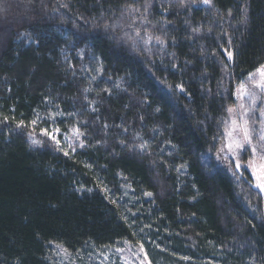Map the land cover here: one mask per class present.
I'll use <instances>...</instances> for the list:
<instances>
[{"label":"trees","instance_id":"trees-1","mask_svg":"<svg viewBox=\"0 0 264 264\" xmlns=\"http://www.w3.org/2000/svg\"><path fill=\"white\" fill-rule=\"evenodd\" d=\"M195 2L0 0V264H264V200L203 162L264 65V0Z\"/></svg>","mask_w":264,"mask_h":264},{"label":"rangeland","instance_id":"rangeland-1","mask_svg":"<svg viewBox=\"0 0 264 264\" xmlns=\"http://www.w3.org/2000/svg\"><path fill=\"white\" fill-rule=\"evenodd\" d=\"M195 6L209 7L199 0ZM229 62L232 56L224 50ZM264 65L242 79L233 87V105L228 108L224 120L223 141L215 155H207L203 162L225 171L239 185L247 181L264 200V191L257 185V175H264ZM60 146L68 147L75 142V131L69 136L60 134L55 129L49 133ZM237 144L241 145L237 147ZM239 165V166H237ZM255 173V174H254ZM53 260L56 264H77L64 250L57 245L51 246ZM105 255L93 264H149L142 249L136 246L122 245L105 251Z\"/></svg>","mask_w":264,"mask_h":264},{"label":"snow or ice","instance_id":"snow-or-ice-1","mask_svg":"<svg viewBox=\"0 0 264 264\" xmlns=\"http://www.w3.org/2000/svg\"><path fill=\"white\" fill-rule=\"evenodd\" d=\"M205 3L208 2V0H204ZM229 56H231V53H229ZM262 75H264V73H262ZM45 135H48V133H45ZM36 143H38V141H35ZM241 145L237 144V147H240ZM239 166V165H237ZM262 171H264V166H262ZM255 174V173H254ZM257 179V187L261 189V191H264V175H257L256 176ZM148 195H151V193H148Z\"/></svg>","mask_w":264,"mask_h":264}]
</instances>
